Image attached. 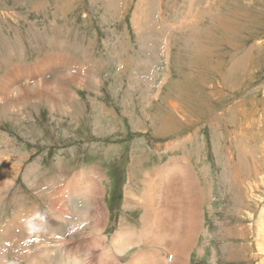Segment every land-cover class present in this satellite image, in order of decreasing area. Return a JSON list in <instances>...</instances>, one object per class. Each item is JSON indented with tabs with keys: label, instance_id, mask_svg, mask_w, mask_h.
Returning <instances> with one entry per match:
<instances>
[{
	"label": "rangeland",
	"instance_id": "obj_1",
	"mask_svg": "<svg viewBox=\"0 0 264 264\" xmlns=\"http://www.w3.org/2000/svg\"><path fill=\"white\" fill-rule=\"evenodd\" d=\"M0 86V264H264V0H0Z\"/></svg>",
	"mask_w": 264,
	"mask_h": 264
},
{
	"label": "bare ground",
	"instance_id": "obj_2",
	"mask_svg": "<svg viewBox=\"0 0 264 264\" xmlns=\"http://www.w3.org/2000/svg\"><path fill=\"white\" fill-rule=\"evenodd\" d=\"M53 59H54V57H53ZM58 63V62H57ZM55 63L53 62V63H48V62H46V63H43L41 66H40V69H42L43 71H41V72H44V71H46V70H48V68L50 67H52L53 65H54ZM19 67V66H18ZM49 68V69H50ZM39 69V68H38ZM70 72V71H69ZM9 73H10V71H9ZM15 73V72H14ZM70 75V74H69ZM6 78V77H5ZM5 80V79H4ZM4 80H3V82H4ZM11 80V79H10ZM9 80V81H10ZM23 80V79H22ZM18 81V80H17ZM38 81V80H37ZM2 82V83H3ZM8 82V81H7ZM11 82V81H10ZM60 82V81H59ZM12 83V82H11ZM10 84V83H9ZM26 83L25 82H23V83H21L20 85L18 84V83H16L15 85H16V89H15V91H13V87H12V91H11V93H12V95L14 94V93H16V95H18L19 93H20V90H21V88L25 85ZM42 84H43V82H42ZM7 85V84H6ZM33 86V85H32ZM1 87V86H0ZM8 87V86H7ZM42 88V87H41ZM59 88H60V90H61V88H62V86H60L59 85ZM27 89V88H26ZM56 90V89H55ZM60 90H58L59 92H60V95L62 94V90L60 91ZM0 91H2V89L0 90ZM57 91V90H56ZM3 92V91H2ZM38 93L39 94H41L42 95V93L43 94H45L44 92H41V91H38ZM37 92H33L32 94H30L33 98H35V96L38 94ZM29 94V93H28ZM46 94H48V93H46ZM55 94H56V92H55ZM2 95L3 94H0V111H1V113H2V115L4 114V113H7V112H15V113H17L16 114V116L17 115H23L24 113L21 111V108L20 107H18V108H14V107H12V105H13V98L11 99V104H9L10 105V107H8L6 104H5V102H4V99H3V97H2ZM6 95V94H5ZM46 96V95H45ZM22 98V97H21ZM31 98V97H30ZM43 98V97H42ZM46 99V98H45ZM72 99V98H71ZM7 100V99H6ZM10 100V99H9ZM33 100V99H32ZM69 100V99H68ZM16 102H18L19 101V99H16L15 100ZM49 101V100H48ZM53 104L54 105H59L60 106V104H62L63 102H64V99H54L53 101ZM21 103V102H20ZM35 104V103H34ZM34 104H32V105H34ZM22 105H24V104H22ZM22 157V156H21ZM7 163V162H6ZM37 168V167H36ZM34 170H36L35 168H34ZM8 228L9 227H6L5 229H6V236L7 235H9L10 234V232H9V230H8ZM12 229H13V226H12ZM116 237H119L120 239H121V237H120V235L119 234H116L115 235ZM9 236H7V238H8ZM131 244H133L132 242H130V241H124V243H123V245L124 246H130Z\"/></svg>",
	"mask_w": 264,
	"mask_h": 264
}]
</instances>
